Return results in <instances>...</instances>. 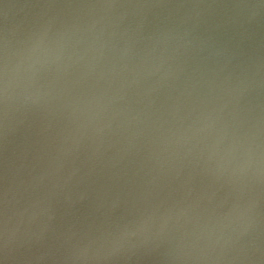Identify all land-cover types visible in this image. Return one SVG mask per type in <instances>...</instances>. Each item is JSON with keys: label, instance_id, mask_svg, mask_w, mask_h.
<instances>
[{"label": "water", "instance_id": "obj_1", "mask_svg": "<svg viewBox=\"0 0 264 264\" xmlns=\"http://www.w3.org/2000/svg\"><path fill=\"white\" fill-rule=\"evenodd\" d=\"M0 264H264V0H0Z\"/></svg>", "mask_w": 264, "mask_h": 264}]
</instances>
